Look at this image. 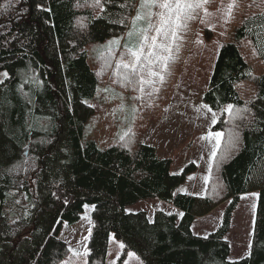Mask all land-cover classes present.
<instances>
[{"label": "trees", "instance_id": "1", "mask_svg": "<svg viewBox=\"0 0 264 264\" xmlns=\"http://www.w3.org/2000/svg\"><path fill=\"white\" fill-rule=\"evenodd\" d=\"M92 3L0 0V72L9 74L0 84V264H66L69 258L80 264L59 234L64 222L73 225L81 219L86 205H93L88 255L83 256L87 264H105L111 235L126 250L137 253L144 264H264V70L257 72L250 66L239 46L249 42L251 60L264 66V49L256 36L264 8L244 17L232 39L221 44L203 94L212 111L231 105L233 115L244 118L233 119L223 111L213 126L223 134L216 156L222 163L211 164L212 177L203 200L209 205L230 200L221 225L200 236L191 229L196 197L177 192L195 170L193 162L179 174L171 173V160L158 156L155 146L140 139L142 125L130 130L124 141L104 148L94 141H81L85 123L93 114L85 100L95 96L100 80L105 79L89 66L85 47L126 31L110 22L123 9L115 3L105 4L106 11L101 12ZM195 22L196 18L188 21L187 29L179 33V49L173 46L174 59L163 73L164 82L152 77L159 96L152 86L143 85L140 100L148 104L145 108L151 114L171 97ZM149 35L155 32L149 30ZM162 41L163 37H157L158 43ZM144 45L149 47V42ZM119 51L108 71L109 79L122 91L126 86L115 74ZM152 51L167 55L160 49ZM101 60L105 73L109 67ZM141 64L142 75L148 78L150 65L143 56ZM154 65L152 70L161 72L159 64ZM245 108L249 111L244 112ZM233 134L239 143L224 158ZM214 179L218 194L211 197ZM251 185L260 187L249 254L230 261L224 235L239 196ZM20 194L26 206L11 220ZM151 197L170 204L181 215L155 211L150 219L143 211L125 210Z\"/></svg>", "mask_w": 264, "mask_h": 264}, {"label": "rangeland", "instance_id": "2", "mask_svg": "<svg viewBox=\"0 0 264 264\" xmlns=\"http://www.w3.org/2000/svg\"><path fill=\"white\" fill-rule=\"evenodd\" d=\"M170 2L175 4L177 0H170ZM180 2H188V0H180ZM232 2L233 0H212L205 5L204 10L200 11L190 36L187 37L184 65L176 77L171 97L161 110L152 114L145 108L148 104L140 100L142 96L138 91L140 86L134 85L120 91L109 79L108 70H111L112 62L111 67L107 68L108 72L102 73L100 69L102 58L98 56L99 50L103 49L108 41L113 38H123L120 40L122 47L118 59L122 53L127 52L123 45L128 39V29L120 36L88 44L85 47L87 62L96 73L100 71V78L105 79L100 80L95 96L85 100V103L93 108V114L85 123L81 141L83 143L94 141L99 148H104L121 142V136L127 137L132 129L142 125L140 139L143 143L155 146L159 156H167L171 160V173L179 174L191 162L195 164V170L187 175L185 182L177 188V192L206 196L210 177H212L209 167L215 141H209L203 137L213 136L219 132L213 130V126L220 114L226 111L227 106H223L219 111H212L204 102L203 94L207 91L214 61L221 44L232 39L234 29L242 24L244 17L264 8V0H235L236 6L229 18L225 15L224 8ZM205 10L210 13L209 16L204 15ZM157 11L162 10L158 9ZM135 15L136 10L131 18ZM135 43L136 41L133 39L132 44L135 45ZM239 46L250 66L257 72L264 70L260 61L251 60L253 51L249 42H242ZM143 52L144 56L149 52L147 45L143 46ZM128 60L127 57L126 62ZM2 73L4 72L1 71L0 74ZM139 74L142 75L141 67ZM0 79H4V77L0 75ZM154 94L156 97L159 96L158 91ZM155 104L159 106L157 101ZM213 115L215 120H213ZM212 182L213 186L209 196L215 197L218 194L219 184L215 179ZM238 204L233 209L229 229L224 235V238L229 241V246L232 247L229 255L231 260L244 257L247 254V242L249 243L251 240L250 229L247 226L251 219L246 220L242 212L239 211L242 201H240V205ZM228 205L229 202L213 208L205 216L206 218H198L196 224L194 223L191 227L192 232L196 235L206 236L215 231L221 225ZM25 206V196L20 194L17 206L12 210L11 220H14L16 218L14 214L20 212ZM92 210L93 205H86L81 219L73 225L64 222L59 234L69 249L81 254L85 250L88 252L87 241L92 228ZM125 210L133 213L143 211L150 219L155 211L173 213L178 217L181 214L178 209L156 197L140 200L125 207ZM105 264H144V262L137 253L126 250L122 241L111 235Z\"/></svg>", "mask_w": 264, "mask_h": 264}, {"label": "snow or ice", "instance_id": "3", "mask_svg": "<svg viewBox=\"0 0 264 264\" xmlns=\"http://www.w3.org/2000/svg\"><path fill=\"white\" fill-rule=\"evenodd\" d=\"M212 2V0H188V2H180L177 0V3L173 4L170 0H139V3H136L135 0H123V3L118 2V0H93L92 7L99 8L101 12H105V4H113L117 8L123 9V12L118 14V18L110 22L120 25L122 28L128 29L127 37L123 47L127 49L126 53H122L120 59L116 62V75L120 78L121 83L126 87H133L134 85H139L138 91L141 93L144 92L143 85L152 86V91L157 92L158 89L155 88V81L152 77L158 78L159 83H163L165 80L164 72L168 70V62L174 59L173 50L178 51L179 45L177 41L180 39L179 33L187 29V22L195 19L199 16L201 10L205 9V5ZM236 6L235 0L232 3H229L225 6L224 12L225 15L231 18L233 13V8ZM136 9L135 17L130 18L129 13L131 10ZM153 9H160L162 11L153 12ZM154 15L158 17L155 21L153 20ZM205 16H209L206 10L204 11ZM203 23L204 20L202 19ZM227 22V21H226ZM149 30L155 32V36L149 35ZM258 40L260 41L261 49H264V17L261 18L259 24V31L256 33ZM157 37H163L162 42H157ZM123 38H113L108 41L105 47L99 50V57L104 60L105 67H111L112 60L115 59V53L119 50L122 45L120 40ZM135 39V45L132 44V40ZM145 42H149V48L152 50L160 49L163 53L167 55H161L160 52L149 51L147 56H144L143 46ZM264 55V51H262ZM131 57V63L126 62V58ZM144 56V59L147 60L150 67L147 70V77L137 73V65L141 64V58ZM154 57V59H149ZM159 64L161 72H156L152 70L151 65ZM120 68L125 69L123 73L119 71ZM131 69V72L128 70ZM4 79L9 78V74L4 72L0 74ZM4 79H0V84L4 83ZM150 97L152 93H147ZM143 99V97H141ZM230 117L233 119H242L244 118L240 114L233 115V108L231 105L227 106L225 109ZM244 112H248L249 109L245 108ZM213 120L215 116L213 115ZM222 133H215L213 136L203 137V139L215 141V144L212 148L211 160L210 163H222L217 161V150L219 149ZM120 139L124 141L125 137L121 136ZM239 143V138L237 135L233 134L229 137V149L226 152L225 157L227 158L228 153L231 150L236 149ZM27 164V160H25ZM21 167L22 170L27 171V168ZM72 253V257H76L80 264H87V261L83 259V256H87L88 252L85 250L83 254L69 249ZM66 264H74V261L69 258Z\"/></svg>", "mask_w": 264, "mask_h": 264}, {"label": "crops", "instance_id": "4", "mask_svg": "<svg viewBox=\"0 0 264 264\" xmlns=\"http://www.w3.org/2000/svg\"><path fill=\"white\" fill-rule=\"evenodd\" d=\"M156 150H157V154H158V149L156 148ZM160 157H167V156H160ZM208 163L209 162H207V164ZM211 164L212 163H210V165ZM210 168H211V166L209 167V173H210ZM259 187L260 186H252L251 185V186H249L248 192H246L244 194H241L239 196V204L238 205H240V201H242V205H241L239 211L242 212V214L246 218V220L247 219L248 220L251 219L250 223L247 224V226L250 229L249 231H250L251 237H252L253 223H254V219H255V210H256L257 197H258V191H259L258 188ZM179 193H184V192H179ZM195 197H196V200H195V203H194V206H193V213L195 214V220L193 221L192 225L194 223L196 224V222L198 221V218L207 216L213 210V208L215 209L216 207H218L220 205H224V204L228 203L229 200H230V199H225L224 198V199H222V200H220L218 202L219 204L218 203H214V204H210L209 205L203 200V196H195ZM232 218H233V216H232ZM202 219H204V218H202ZM192 225H191V227H192ZM250 243H251V240H250L249 243L247 242V254L244 257L248 256V254H249ZM231 251H232V247L230 246L229 255H230ZM244 257H242V258H244ZM242 258H240V259H242ZM228 259H229V256H228ZM240 259H237V260H240ZM229 260L230 261H237L236 259L235 260L234 259L233 260L229 259Z\"/></svg>", "mask_w": 264, "mask_h": 264}]
</instances>
